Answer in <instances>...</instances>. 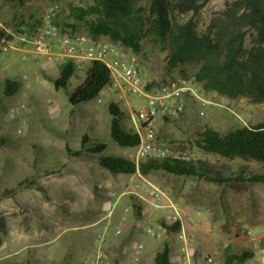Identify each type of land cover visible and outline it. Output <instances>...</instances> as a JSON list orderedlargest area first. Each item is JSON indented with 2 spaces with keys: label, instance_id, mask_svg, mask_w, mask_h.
<instances>
[{
  "label": "rangeland",
  "instance_id": "rangeland-1",
  "mask_svg": "<svg viewBox=\"0 0 264 264\" xmlns=\"http://www.w3.org/2000/svg\"><path fill=\"white\" fill-rule=\"evenodd\" d=\"M233 1L214 0L207 4L198 16L199 30L207 31L213 18ZM55 2L60 5L58 22L64 29L89 35L85 23L76 15L77 8L88 9L95 5L94 0H0L3 26L0 32L16 38L31 36L46 8ZM138 2L141 5L146 0ZM65 22L77 24V29L65 27ZM252 39L250 35L246 42L248 47ZM97 40L112 43L125 57L134 59L144 81L152 84L151 89H158L181 76L193 79L195 64L171 67L169 51L152 36L144 37L139 53L106 36ZM62 64L61 61L48 62L33 50L0 53V140L5 142L0 146V264H89L99 252L97 235L105 224L110 193H120L138 180L125 174H120V180L116 179L96 158L115 155L136 159L138 146L124 147L111 138L112 116L108 104L116 101L115 96L105 90L90 102L72 105L69 89L83 80L87 66L76 69L70 88L56 90L51 79L58 76ZM7 78L17 79L21 84L14 95L4 94ZM208 95L217 104L205 105L187 99L183 113L169 121L161 117L154 142L188 154L191 161L210 162L216 170L228 174L244 162L205 153L195 143L197 133L205 127L225 132L262 122L264 102L253 103L245 97L233 99L214 92ZM129 99L135 109L141 107V98L131 95ZM202 110L204 115L200 114ZM122 124L126 130H134L127 117ZM83 135L89 136L85 148L82 147ZM98 142L106 144V148L100 153L90 151L89 147ZM151 179L160 188L172 192L179 203L210 208L214 218L227 225L224 236H231L237 229L243 235L245 230H251L255 236H260L262 256L253 264H264V184L225 185L164 171L152 174ZM122 203L130 208L128 223L134 224L133 229L138 232L133 241L134 253L123 257L122 264H135L137 257L140 258L134 255L139 244L144 253L150 244L158 248L164 243V232L152 238L144 229L157 227L166 210L148 211L137 222L129 197L124 196ZM201 214H206V210ZM119 215L117 212L115 219ZM174 241L179 243L177 235ZM123 243L130 242L124 238ZM244 248L247 247L238 245L235 252ZM176 255L173 251L174 263ZM216 257L217 264L223 261L225 264V255ZM107 263L118 264L110 255ZM200 263L207 264L203 258Z\"/></svg>",
  "mask_w": 264,
  "mask_h": 264
},
{
  "label": "trees",
  "instance_id": "trees-1",
  "mask_svg": "<svg viewBox=\"0 0 264 264\" xmlns=\"http://www.w3.org/2000/svg\"><path fill=\"white\" fill-rule=\"evenodd\" d=\"M95 5L77 8V19L83 21L89 36L97 39L106 36L139 53L144 37L152 36L169 51L171 67L193 63L192 77L206 93L214 92L229 98L245 97L253 103L264 102V0H234L213 18L209 29L199 30L198 16L207 4L214 0H94ZM87 15L92 18L87 19ZM189 16V17H188ZM58 25L62 24L57 21ZM65 27L77 29V24L65 22ZM63 28V27H62ZM73 32V30H72ZM252 45H246L249 36ZM11 38V36H8ZM77 66L68 60L63 62L59 74L51 81L56 90L70 88ZM111 83V76L101 62H92L86 75L76 86L69 89L72 105L78 106L98 98ZM152 84H148L151 89ZM21 88L17 79L7 78L5 95H14ZM112 116L111 138L121 146H138L139 135L126 130L122 124L127 113L114 100L108 104ZM169 121L172 117L164 116ZM85 148L89 136H82ZM0 140V146L4 145ZM195 143L207 154H215L229 160L244 162L228 174L216 170L204 160L184 161L178 158H146L137 163L123 156H98V162L113 174L148 176L159 171L178 176H192L212 183L264 184V121L252 126H242L222 132L205 127L197 133ZM104 143H94L89 150L100 153ZM77 153V152H76ZM256 165L258 168H254ZM136 218L143 216L142 206L132 197ZM179 223L167 225L168 232H177ZM168 243L155 256L153 264H172ZM250 249L225 255V264H243L254 257Z\"/></svg>",
  "mask_w": 264,
  "mask_h": 264
},
{
  "label": "built area",
  "instance_id": "built-area-1",
  "mask_svg": "<svg viewBox=\"0 0 264 264\" xmlns=\"http://www.w3.org/2000/svg\"><path fill=\"white\" fill-rule=\"evenodd\" d=\"M59 15L60 5L55 2L46 8L40 25L31 36L22 35L18 38H9L0 32V53H8L12 50L26 53L33 50L35 54L42 55L48 62L70 60L79 69L92 62L103 63L110 73L111 83L101 94L108 90L115 96L116 102L125 110L128 120L139 135L140 143L135 161L139 163L146 158L166 157L191 161L188 154L154 142L155 129L161 117L173 118L183 113L186 109L187 99L199 101L205 105L217 104L208 93L194 79L185 76H181L158 89H148V84L144 81L141 69L134 59L125 57L110 42L93 39L89 35L62 28L57 23ZM1 27L3 26L0 24ZM131 95L142 99L139 109L132 106L129 99ZM98 101L101 102L102 100L98 99ZM200 114L204 115V111L202 110ZM129 193L136 192L129 190L121 193L116 191L110 193V199L105 209V224L97 235L99 252L89 264H106L108 255L105 245L108 243L110 235L124 236L129 221L130 208L122 203V198ZM146 194L154 200L168 197L164 190L153 185L146 190ZM151 204L166 210V214L157 227H146L145 233L152 238H158L167 230V225L179 223L181 225L179 238L185 244L183 247L185 252L184 264H189L191 259L188 250L190 235L182 227L183 208L173 200L162 205L157 202ZM117 212H120V215L118 219H115ZM245 235L252 240H260V236H255L251 230H245ZM194 236V234L191 235V237ZM137 249L141 251L143 246L139 244ZM206 261L213 264V256H207Z\"/></svg>",
  "mask_w": 264,
  "mask_h": 264
},
{
  "label": "crops",
  "instance_id": "crops-1",
  "mask_svg": "<svg viewBox=\"0 0 264 264\" xmlns=\"http://www.w3.org/2000/svg\"><path fill=\"white\" fill-rule=\"evenodd\" d=\"M120 174H114L116 175V179L120 180ZM130 175L131 178H137L138 180L135 182L133 181V184L130 186H126L121 192L124 191H134L136 193H129L125 196H128L132 208V197L135 196L139 203L142 206V212L143 216L148 211H152L155 209L163 210L162 208L153 206L151 203L157 202L158 204L162 205L164 203H167L169 200H173L178 202L173 193L167 190H164L157 186V184L152 181L151 175L145 176L142 175L140 172L134 173V174H125ZM156 186L162 190H164L167 194V198H162L160 200H154L153 198H150L146 194V190L150 186ZM120 192V193H121ZM179 203V202H178ZM181 203V204H180ZM179 204L183 208V220H182V227H184L188 234L190 235L188 250L191 254V259L189 261V264H201L200 259H204L205 263H208L206 261L207 256H213L214 263L217 264V255L221 254V256H224L226 254L232 253L236 251V248L238 245H244L247 248L244 249H250L254 252V257L248 259L243 264H253L254 260L258 259L259 256H262V243L259 240H252L250 241L246 235L241 234L240 230H233L231 236H224V233H226L227 225L224 224L223 221H220L219 219L214 218L213 213L211 212L210 208H205L203 206L194 204V203H188V202H180ZM206 210V214H201L202 211ZM142 216V217H143ZM141 218H137V222L139 220H142ZM163 219V216L161 217ZM99 221H96V223ZM159 222V221H158ZM160 223V222H159ZM158 223V224H159ZM180 225V224H179ZM134 224L128 223L125 228V234L122 237H117L114 235L110 236V239L108 243L106 244V252L107 255H110L114 260L117 261L118 264H122L123 257H129L131 254H133V241L134 238L137 235V231L133 229ZM181 229V225L179 227V230L177 232H168L167 230L164 231L163 237H164V243L159 246L158 248H155V244H150L148 250L143 253V251H138L136 248V252L134 255H139L140 258L137 257L135 264H153L156 253L164 247L166 243L169 244L171 248L170 258L172 264H184V255L185 252L183 251L184 242L180 240L177 244L174 241V236L179 237V232ZM233 233H236L233 235ZM194 234V237H191V235ZM124 238H127L129 240L128 245H124L123 240ZM251 243L252 245H249ZM232 249H235L234 251ZM177 252V261L174 263L172 260V252ZM216 255V256H215ZM224 262V261H223ZM223 262L218 264H224ZM109 264V263H107ZM238 264V263H233Z\"/></svg>",
  "mask_w": 264,
  "mask_h": 264
}]
</instances>
